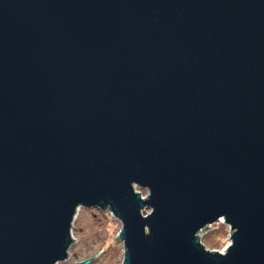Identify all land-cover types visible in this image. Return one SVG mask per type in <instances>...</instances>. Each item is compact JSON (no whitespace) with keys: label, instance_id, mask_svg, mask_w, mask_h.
Masks as SVG:
<instances>
[{"label":"water","instance_id":"water-1","mask_svg":"<svg viewBox=\"0 0 264 264\" xmlns=\"http://www.w3.org/2000/svg\"><path fill=\"white\" fill-rule=\"evenodd\" d=\"M79 206L121 264H264V0H0V264L66 259Z\"/></svg>","mask_w":264,"mask_h":264},{"label":"rangeland","instance_id":"rangeland-1","mask_svg":"<svg viewBox=\"0 0 264 264\" xmlns=\"http://www.w3.org/2000/svg\"><path fill=\"white\" fill-rule=\"evenodd\" d=\"M141 193L147 189L137 186ZM151 210L145 208L142 213ZM121 222L110 211L97 207L79 206L72 222L75 239L68 249V257L56 264H74L75 259L92 256L90 264H121L124 246L118 237ZM207 248L225 249L230 243V228L220 217L201 234Z\"/></svg>","mask_w":264,"mask_h":264},{"label":"bare ground","instance_id":"bare-ground-1","mask_svg":"<svg viewBox=\"0 0 264 264\" xmlns=\"http://www.w3.org/2000/svg\"><path fill=\"white\" fill-rule=\"evenodd\" d=\"M78 209H79V208H78ZM78 209H77V210H78Z\"/></svg>","mask_w":264,"mask_h":264}]
</instances>
